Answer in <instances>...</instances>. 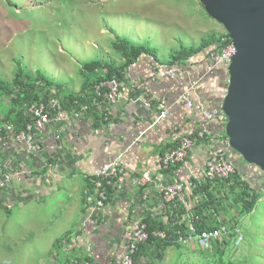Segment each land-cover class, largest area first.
<instances>
[{"label": "built area", "instance_id": "2783aa9c", "mask_svg": "<svg viewBox=\"0 0 264 264\" xmlns=\"http://www.w3.org/2000/svg\"><path fill=\"white\" fill-rule=\"evenodd\" d=\"M236 52L237 47L232 40L218 52L209 51V63L197 76L191 75V60L157 71V78L167 77L181 84L177 103L197 108L201 113V125L196 132L181 136L176 145L166 148L156 157L161 169L168 171L170 179L159 178L153 168L134 173L128 179L133 168L124 160L126 151L165 121L172 113V105L160 94L154 95L155 105L143 96L131 97L122 92V80L115 74L95 82L91 95L85 96L84 102L76 97L72 109L51 92L52 96L47 101L41 98L24 102V125L19 126L12 120L0 124V201L10 204L12 200L18 201L30 195L42 196L54 167L48 148H64L63 130L69 122L66 111L79 119L82 113L97 109L102 119L107 121L113 107L127 99L152 109L150 123L125 151L85 175L90 183L85 190L87 214L62 238V251L68 257L63 264H78L80 261L93 264L82 261L77 253L79 237L86 233L89 236L94 228L96 230L101 219L114 214L113 203L124 198H128L125 208L130 217L125 221L121 219L112 247L95 254L96 257L105 254L110 264H134L140 247L155 239L199 247L207 252L223 250L229 243L238 248L244 240L243 230L237 218L230 217V212L226 213V206L231 199L243 197L246 183L251 181L247 177H235L238 166L227 132L229 118L226 112L222 108H208L198 92L199 85L219 67L224 68L230 81L229 68ZM17 96L13 93L8 99L13 101ZM200 150H205L201 159L197 156ZM178 166L187 170L185 178H180L175 172ZM260 173L259 188L252 183L253 188L247 190L251 195L264 188V174ZM237 208L240 212V205ZM148 217L159 221L160 226L152 228Z\"/></svg>", "mask_w": 264, "mask_h": 264}, {"label": "rangeland", "instance_id": "374dc122", "mask_svg": "<svg viewBox=\"0 0 264 264\" xmlns=\"http://www.w3.org/2000/svg\"><path fill=\"white\" fill-rule=\"evenodd\" d=\"M214 32L227 30L201 0H0V80L10 81L21 70L30 78L41 72L54 86L42 84L40 90L57 94L56 85L82 87L86 61L122 65L125 59L113 46L118 37L148 45L169 61L182 45H199ZM259 180L253 179L254 187ZM236 199L226 213L242 227L238 248L232 243L222 252L182 245L166 252L150 248L151 264H264V195L253 212H239ZM19 204H0V264H51L54 242L78 221L76 210L67 207L63 192ZM147 260L140 257L139 263Z\"/></svg>", "mask_w": 264, "mask_h": 264}, {"label": "crops", "instance_id": "0c3cea01", "mask_svg": "<svg viewBox=\"0 0 264 264\" xmlns=\"http://www.w3.org/2000/svg\"><path fill=\"white\" fill-rule=\"evenodd\" d=\"M191 62L193 64L191 67L192 76L204 72L206 64L209 63L205 52L194 57ZM162 67H168V65L157 61L150 54H143L123 72L122 92L129 94L131 97L143 96L151 99L153 105H155V101L153 102L154 95L160 94L165 96L172 105L171 115L156 128L148 131L135 145L126 151L124 160L133 168L128 179L133 177L134 173H140L146 168H153L157 171L159 178L170 179L168 171L162 170L159 166L156 160L157 155L166 148L176 145L181 136L196 132L201 125L199 109H191L184 103L176 102L181 93V84L167 77L157 78V71ZM104 72H107V69H104ZM214 74L219 78L223 75L215 71L198 87L199 95L206 102L208 108H219L217 103L221 102L222 99L212 91L215 80L213 79ZM82 78L81 86L84 84V77ZM215 83H217V79ZM81 91L82 87L73 90L70 88L69 90L64 89L61 91L62 94H57L55 97L63 98L66 93L73 92L75 94L80 93V97L85 99L86 94L90 93L91 95L92 89L87 92ZM14 93L18 95L17 92ZM0 101L3 103L0 108V124L12 119L10 113L12 107L15 113L20 109L23 110L22 105L12 106V101L8 97L4 98L3 95ZM66 115H68L69 122L66 123L63 130L64 148L61 150L53 147L48 148V154L53 157L54 167L48 176L46 187L40 197L43 199L46 195L56 196L58 192H63L67 207L76 210L78 221L60 237L77 226L87 214L85 190L90 183L85 175L93 173L104 162L113 160L118 154L125 151L132 144V141L139 136L140 132L148 127L152 109L145 104L133 103L131 100L126 99L113 107L110 119L107 121L102 119L97 109L82 113L79 119H76L71 112L66 111ZM61 125L58 127H61ZM214 127L217 126L214 125ZM197 153L200 159L205 156V150H200ZM251 170L255 171V168ZM175 172L180 178H185L188 173L182 166L176 167ZM257 174L261 175L260 172ZM255 178L249 177L251 181ZM154 196L156 195L154 194ZM32 199L38 200L39 198L30 195L18 201L12 200L13 202H10V204H5L3 201H0V204L9 207L13 203L20 202L19 205H23ZM127 199L115 201L113 203L114 214L101 219L100 226L96 230L94 228L89 236H87V233L80 235V245L77 248V253L81 259L91 261L93 264L111 263L106 260L105 254L100 257H96L95 254H101L104 249L112 247V241L120 230L121 219L125 221L130 217L129 211L125 208ZM173 246L181 245L176 243L168 246L166 250ZM57 258L59 256H56V258L51 257V264H57Z\"/></svg>", "mask_w": 264, "mask_h": 264}, {"label": "water", "instance_id": "95a60500", "mask_svg": "<svg viewBox=\"0 0 264 264\" xmlns=\"http://www.w3.org/2000/svg\"><path fill=\"white\" fill-rule=\"evenodd\" d=\"M237 47L222 109L233 148L264 174V0H201ZM211 48L205 51L207 54Z\"/></svg>", "mask_w": 264, "mask_h": 264}, {"label": "trees", "instance_id": "16d2710c", "mask_svg": "<svg viewBox=\"0 0 264 264\" xmlns=\"http://www.w3.org/2000/svg\"><path fill=\"white\" fill-rule=\"evenodd\" d=\"M230 40L231 38L228 32H226L225 34L216 33V32L210 33L201 40L199 45H191V46L182 45L179 50L175 51L172 54V57L169 61H164L159 58L155 50L152 49L150 46L145 45V44H135L127 38L118 37L114 41L113 46L124 57L125 59L124 63L122 65H117L116 63L99 60V59L86 61L83 64L82 70H81V73L84 77V84L82 86L81 92L91 91L93 84L103 77H112L113 75L117 74L118 77L122 80L124 70L143 54H150L154 56L157 61L162 62V63L164 62L168 66H174L178 63H182V62L184 63L187 60L192 61L194 57L201 54L202 52H205L206 50L210 48H211V51L218 52L222 49L223 46H225L228 42H230ZM104 69H107V72H104ZM215 71L216 72L218 71L222 73L223 75L222 77L219 78L217 77L216 74H214L213 79L215 80L217 79V83H215V80H214V88H212V91L215 93V95H217V97L219 98L222 97L223 99L227 92V87H228V82H229L227 80L228 76L226 75L223 67L217 68ZM42 84L45 87H47L48 85L54 86L52 85L53 82L49 78H47L45 75H43L41 72H37V75L35 77L30 78L28 74L23 73L21 70L18 72L17 76L14 77L10 81L0 80V100H1L2 95L5 97H8V96H11L14 92H17L19 96L14 97L12 101L13 103L12 106L15 105V107L17 105L23 106L24 102H30L31 100L38 101L41 98L47 101V99H49L50 96L44 95V93L40 90V87ZM56 86L57 88L56 87L55 88H56V91L58 92L57 94H62L61 91L64 90L63 86L62 85H56ZM46 93L51 94V91L47 90ZM53 94L57 95L55 93ZM79 94H75L73 92L69 94L66 93V95L63 98H61L63 104H65L67 108L72 109L73 100L76 97H80ZM41 95H44V96L41 97ZM89 95L90 93L86 94L85 96L87 97ZM85 99L82 98L83 100L82 102H84ZM217 105L219 108H222L221 102L217 103ZM10 113H11V118H12L11 120L14 123H16L19 126L24 125V122H23L24 116H23V112L21 109L15 113V110L12 107L10 109ZM235 156L238 162L237 164L239 165L237 173L235 175L237 179H240L242 177H247V176L251 178L253 176L258 177V178L261 177V175L259 176L257 174L258 172H260L257 169V167L255 165H253V167L249 166L248 163L242 157V155L236 150H235ZM252 168H255V171L251 170ZM250 188H253L252 182L250 184L246 183V191L243 192L244 193L243 197H240V198L238 197V199H236V202L238 203V205H240L241 210L244 212L246 211L252 212L255 209L258 201L264 195L262 190L258 192H254L253 195H251V192L247 191ZM148 222H150V225L152 228H156L157 226H160V222L155 219H152L151 217H148ZM64 235L56 239L53 245L54 250L52 251L53 252L52 256L53 257L59 256L60 258L59 264H62L61 260H65L67 256L63 253L62 246H61L62 238L64 237ZM170 245H173V244L166 242V241L157 240V239L152 240L148 244L142 245L135 258L134 264H140L139 263L140 257H145L146 259H148L147 264H151V261L148 258L149 249L155 248L157 250L164 252L166 248ZM219 251L222 252L223 250H219ZM163 252L159 254L160 259L163 257ZM81 260L83 261V259ZM78 264H82V262L80 261Z\"/></svg>", "mask_w": 264, "mask_h": 264}, {"label": "bare ground", "instance_id": "6f19581e", "mask_svg": "<svg viewBox=\"0 0 264 264\" xmlns=\"http://www.w3.org/2000/svg\"><path fill=\"white\" fill-rule=\"evenodd\" d=\"M96 125V124H95Z\"/></svg>", "mask_w": 264, "mask_h": 264}]
</instances>
